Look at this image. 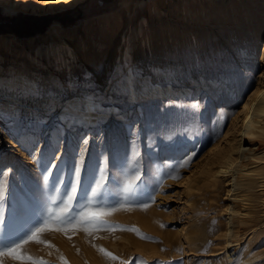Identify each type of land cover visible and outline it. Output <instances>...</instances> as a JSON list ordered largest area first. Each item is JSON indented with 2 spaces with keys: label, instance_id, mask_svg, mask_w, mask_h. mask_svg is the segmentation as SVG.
I'll return each mask as SVG.
<instances>
[{
  "label": "rangeland",
  "instance_id": "1",
  "mask_svg": "<svg viewBox=\"0 0 264 264\" xmlns=\"http://www.w3.org/2000/svg\"><path fill=\"white\" fill-rule=\"evenodd\" d=\"M152 3L162 9L152 27V54L147 47L134 51L136 77L144 88L151 89L155 78L147 69L157 62L180 71L174 89L191 86L189 81L202 74L207 85L223 79L220 92L211 95L203 88L192 97L150 102L141 117L128 108L127 121L120 119L123 101L118 100L117 110L89 133L85 127L65 128L47 112L40 119L24 115L17 121L0 113V247L42 224L47 209L56 208L74 184V209H116L103 217L110 230L93 235L76 231L68 234L71 239L48 231L41 239L52 247L29 242L22 249L25 254L47 264H264V147L258 160L241 168L248 179L239 182L248 188L235 189L231 183V161L243 145L245 98L264 87V0H216L214 7L209 0H0V25H19L26 16L49 19L42 32L23 37L0 33V39H23L28 48L41 47L49 25L58 22L84 54V66L78 63L76 70L81 85L85 67L93 79L115 70L122 36L127 37L141 14L149 20ZM15 4L14 14L5 11L4 6ZM12 56L8 60L16 59ZM15 61L17 68L19 59ZM77 90L72 98L79 96ZM100 102L112 106L107 97ZM22 111L26 113L25 107ZM28 122L34 139L24 145L16 129ZM54 128L60 131V150L50 140ZM79 161L77 176L74 164ZM221 167L226 173H218ZM98 181L103 187L93 197ZM233 199L240 211L235 220H240L234 235H228ZM234 239L235 247H226ZM3 264L21 262L4 258Z\"/></svg>",
  "mask_w": 264,
  "mask_h": 264
},
{
  "label": "bare ground",
  "instance_id": "2",
  "mask_svg": "<svg viewBox=\"0 0 264 264\" xmlns=\"http://www.w3.org/2000/svg\"><path fill=\"white\" fill-rule=\"evenodd\" d=\"M171 1L175 4L188 2V0ZM215 2L216 0H209L210 6L214 7ZM24 5L30 6L31 3L24 2ZM197 5V10L204 11L202 2H198ZM18 7L16 4L7 5L4 6V9L8 13L14 14ZM161 11L162 9L156 3H152L149 20L141 14L131 26L127 37L122 36L123 47L118 53L115 70L112 73L103 72L97 79H93L92 73L85 67L83 74L80 76L81 85L76 81L78 75L76 70L78 63L84 66L82 59L84 54L73 47L67 29L63 28L58 22L49 25L44 33L47 35L48 40L41 47L28 48L29 41L23 39H0V113L8 116L9 120L17 121L19 116L24 115L28 118L40 119L47 112L51 114V118L57 117L65 128L72 129L75 127L80 130L85 127L89 133L97 130V123L109 118L117 110L115 102L118 100L123 101V111L120 114V119L127 121L128 108H134L136 116L141 117L144 114L145 104L150 102L192 97V95L199 94L203 88L211 95L219 93L224 83L223 79L211 81L207 85L206 78L202 74L189 81L191 86L174 89L173 81L176 80V76H180V71L174 70L172 72L167 65H161L157 62L150 64L147 69V73L152 74L155 78V81L151 84V89L146 90L144 83L140 79L138 80L136 77L138 60L134 59V51L138 46L141 51L147 47L152 54L153 44L151 45V40L154 39H151L152 27H154L153 25L159 18ZM104 22L109 24L110 21ZM60 28L64 32L60 31ZM12 55L19 59L17 68L14 66L17 62L16 59L8 60ZM43 70H47V72L43 73ZM117 72L121 73L116 75ZM78 86H81L80 90H77ZM96 89L99 91L94 92ZM75 90H77L79 96L72 98ZM102 93L104 96H102ZM106 97L111 102V107L102 106L100 101ZM245 99L243 115H241L243 145H239L238 156L231 161L233 173L231 183L235 189L248 188L247 185L239 182L241 177L248 179V175L242 173L241 168L247 166L249 160H258V155L264 147V139L260 140L256 131V129H259V133L264 135V87L247 95ZM24 107L25 114L22 111ZM97 110H100V112L94 114ZM27 125L28 127H20L16 131L19 133L21 144L31 145L34 139L32 133L34 127L30 122ZM59 134L60 131L57 128L51 130V143L58 150L61 149ZM222 168L218 170V173H226ZM238 207L235 204V199H233L228 207L229 226L228 233L226 232L228 235H234L235 225L240 220H235V215L239 211ZM243 210L245 209L243 208ZM236 241V239L227 240L226 247H235Z\"/></svg>",
  "mask_w": 264,
  "mask_h": 264
},
{
  "label": "snow or ice",
  "instance_id": "3",
  "mask_svg": "<svg viewBox=\"0 0 264 264\" xmlns=\"http://www.w3.org/2000/svg\"><path fill=\"white\" fill-rule=\"evenodd\" d=\"M193 107L195 108L197 106L193 105ZM57 159L59 158L57 157ZM82 164L83 161H79L74 164V172L77 176H79ZM45 171H48L47 167L45 168ZM48 180V175H45V184L48 183ZM70 187L72 190L65 192L64 198L61 199L56 208L49 207L47 209L48 218L45 219L42 224H40L38 227L30 229L28 233H26L19 239L13 240L10 243H7L4 246L0 247V264H3L4 258H10L14 261H20L21 264H47V262L42 259H36L30 255L25 254L22 249L29 242H35L36 244H43L46 247H52V245L48 244L47 241L41 239L42 235L48 231L63 232L66 236H68L69 239H71V236L68 234L76 231H84L88 235H93L94 231L110 230L106 228V222L104 221L103 217L111 215L112 212L116 209L113 208L111 210L99 211L90 210L86 207L74 209L72 201L75 199V185L73 184ZM102 187L103 183L101 181L96 182L95 188L92 189V196L96 197ZM130 187L131 185H128L125 190L127 191ZM2 192L3 189L0 188V197H2ZM52 203L56 204V201L53 200ZM147 207L148 204H144L142 206V209L146 210ZM0 223H2V220H0ZM129 231L137 230L129 229ZM99 251L112 260L117 259L115 256H112L111 253L105 251L104 249H99ZM61 259L63 258L61 257Z\"/></svg>",
  "mask_w": 264,
  "mask_h": 264
},
{
  "label": "trees",
  "instance_id": "4",
  "mask_svg": "<svg viewBox=\"0 0 264 264\" xmlns=\"http://www.w3.org/2000/svg\"><path fill=\"white\" fill-rule=\"evenodd\" d=\"M51 18L59 20L58 17H51ZM48 21H49L48 17L26 16L23 19L19 20V25L18 24H14V25L11 24L9 26L0 25V33L14 32L17 36H20V37L28 36V35L42 32L48 25ZM38 22L40 25L37 29H30L32 28V25L34 23L36 24Z\"/></svg>",
  "mask_w": 264,
  "mask_h": 264
}]
</instances>
